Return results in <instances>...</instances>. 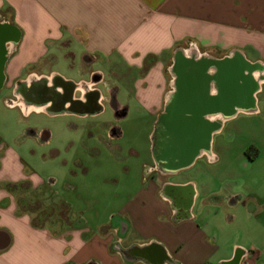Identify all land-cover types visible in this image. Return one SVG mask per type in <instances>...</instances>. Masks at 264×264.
Instances as JSON below:
<instances>
[{"label": "crops", "instance_id": "crops-1", "mask_svg": "<svg viewBox=\"0 0 264 264\" xmlns=\"http://www.w3.org/2000/svg\"><path fill=\"white\" fill-rule=\"evenodd\" d=\"M0 31L6 35L1 51L5 58L0 69V95L6 85L13 87V95L5 96V102L28 74L37 79L58 75L75 82L79 99L86 101L85 93L98 86L92 72H100L105 78L102 69L93 66L113 61L124 66L120 84L104 79L107 88L99 100L102 110L80 113L69 110L71 103H66L62 112L50 113L45 106L31 104L43 108L22 109L27 117L46 112L87 119L110 109L112 118L95 122V126L116 140L125 133L121 123L130 116L133 99L148 110L156 127L157 114L178 90L173 69L176 55L188 57L192 52L219 59L241 55L258 66L251 72L256 85L251 91L253 107H236L229 116L222 112L209 115L211 120H220L217 130L241 112L261 110L264 0H0ZM188 42L194 46H187ZM60 48L68 49L63 54L65 59L80 58L78 79L53 69L61 57L55 49ZM201 48L209 50L203 52ZM45 67L50 68L48 72ZM218 93L212 83L210 94ZM15 100L20 101L18 95ZM125 110L127 114L121 116ZM0 133V242L8 243L0 248V264H264V242L230 244L218 240L219 234L226 236L227 226L238 223L243 205L251 203L220 190L209 192L206 183L195 179L181 176L170 180L191 169L196 159L186 168L165 175L158 167L154 139L151 176H143L139 187L129 193L93 189L79 193L77 197L88 202L79 210L74 198L61 189L69 182L66 178L96 176L100 170L105 181L119 183L113 176L121 172L108 170L109 163L102 158L107 153L127 175L140 157L134 148L126 150L117 143L93 147L88 150L92 159L88 162L79 155L71 156L63 161L61 181V176L54 178L45 169L39 173L33 159L20 156ZM25 136L46 146L54 132L30 125ZM124 151L131 158H126ZM168 188L172 190L167 192ZM123 197L118 208L98 207L103 200ZM214 216L216 221H212ZM235 227L247 232L239 224ZM259 229L255 230L257 237L261 236Z\"/></svg>", "mask_w": 264, "mask_h": 264}, {"label": "rangeland", "instance_id": "rangeland-1", "mask_svg": "<svg viewBox=\"0 0 264 264\" xmlns=\"http://www.w3.org/2000/svg\"><path fill=\"white\" fill-rule=\"evenodd\" d=\"M193 43L188 42L186 45L190 46ZM206 50L209 49L204 48V51ZM55 51L61 57L52 66L53 69L78 79L77 67L80 58L68 57V59H65L66 57H63V54L67 53L68 49L66 48L55 49ZM251 57H254V55H251ZM113 63L93 67L102 69L107 82L118 85L121 82L124 66L117 65L114 61ZM49 69V67H45L47 72ZM42 72H38V74ZM99 88L105 92L107 87L102 84ZM9 94L13 95V87L6 85L0 95V132L4 134L8 144L18 149H16V152L20 156L33 159L32 161L37 165L39 173H42L45 169L54 178L61 176L62 181L64 160L79 155V158L85 162L92 161L91 153L88 150L107 144H121L126 150L132 147L139 153L140 157L135 159L137 163L127 175L126 171L124 169L122 171L121 166L113 163L105 153L106 155L102 159L109 163L107 169L114 170L113 173L121 172V174L113 176L119 179V183L105 181V177L100 170L95 172L96 176L90 175L87 177L78 174L75 178L67 177L66 181L69 182H65L63 188L61 185V189L66 195L74 198L77 209H85L86 203H88L87 200L77 197L79 193L91 189L130 192L136 186L139 187L143 176L149 177L152 175L151 166L155 163V159L152 157L155 126L148 110L136 100L131 99L130 116L121 123L125 130L124 135L116 140H111L105 130L95 126V122L100 123L112 118L110 109L102 112L98 117L87 119L74 114L51 115L46 112L41 114L35 112L27 117L22 108L16 105L11 108L5 102V96ZM260 98V111L241 112L229 118L226 124L224 122L221 129L213 133L210 151L199 155L191 169H185L179 175L170 178L171 181L178 180L181 176L195 179L206 183L210 187L209 192L216 194V191L220 190L221 193L233 194L235 199L241 197L244 198L245 202L251 203L250 206L247 203L243 205L238 223L227 226L225 237H221V234H219V241L230 244L232 242H252L253 240L264 242L262 231L264 230L262 227L264 225V93L260 94ZM136 117L140 118V121ZM30 125L52 129L54 136L51 142L43 146L27 138L25 132ZM89 125H93V127H89ZM73 142L75 143L72 144ZM68 148L69 151H67ZM52 149L59 150V155L56 154V151L52 152ZM34 151L36 153L31 157L30 155ZM123 155L126 158H131L128 151H124ZM121 165L124 166L125 164L121 163ZM74 170L77 171V169ZM128 177L130 180H128ZM106 178H110V176L108 175ZM123 201L124 197L115 200H103L98 207L100 206L103 209L118 208ZM216 218L214 216L212 221H216ZM238 224L247 232L244 233L243 230H238V227H235ZM256 229H259L258 232L261 233V236H256ZM211 235L213 238L217 237L215 233Z\"/></svg>", "mask_w": 264, "mask_h": 264}, {"label": "water", "instance_id": "water-1", "mask_svg": "<svg viewBox=\"0 0 264 264\" xmlns=\"http://www.w3.org/2000/svg\"><path fill=\"white\" fill-rule=\"evenodd\" d=\"M4 58H0V69ZM254 68L256 66L241 55L223 59L203 57L199 60L181 54L178 56L175 69L178 90L170 96L167 111L159 121L156 160L162 170L177 172L203 152L210 151L217 124L209 123L205 114L222 112L224 116H229L236 107H253L251 91L256 85L251 79V72ZM210 69L216 72L211 74ZM212 83L219 90L217 96L210 94ZM66 103L71 102L66 99L63 105ZM126 114L125 110L120 115ZM7 245V242H0L1 249Z\"/></svg>", "mask_w": 264, "mask_h": 264}, {"label": "flooded vegetation", "instance_id": "flooded-vegetation-1", "mask_svg": "<svg viewBox=\"0 0 264 264\" xmlns=\"http://www.w3.org/2000/svg\"><path fill=\"white\" fill-rule=\"evenodd\" d=\"M2 31H0V58H1V51H3V39L6 37ZM184 56L183 54H181ZM198 54L196 52H192L188 58L190 59H196L198 58L202 59L203 57H206V55L197 56ZM178 54L176 55L173 69L176 73L175 69L178 64ZM185 57V56H184ZM198 57V58H197ZM177 81H178V75ZM104 76L97 71L92 72V80L94 82V85H98L97 87L94 86V88L88 92L85 93L86 101H81L79 99L80 92L77 93V90L79 88L78 84L71 81H65L62 77L55 75L52 79H49L47 76H41L39 79H37L35 76L28 74L26 79L19 80V82L16 85L15 88V94L12 96V98H8L7 103L9 102L10 105L12 100H15L16 96H19V99H21L22 102L26 104H36L45 106L46 110L50 113H58L62 112L64 109V100L68 99L71 102V105L69 106V110L75 111V112H98L102 110V106L99 103V100L102 96V89L99 88L100 85L103 84ZM104 85V84H103ZM80 88L82 89L83 86ZM168 103L164 106V109L157 114L156 119V127L154 131V139L156 144V149L158 148L157 145V139H158V131H159V121L162 117V115L167 111ZM18 106V105H16ZM219 112H210L208 114H205V119L212 124H217V127L213 130L216 131L219 127V119L211 120L208 118L209 115H216ZM157 151V150H156ZM201 155V154H200ZM160 171L163 172L165 175L172 174L173 172H166L161 169V166H158ZM172 189L168 188L167 192H170Z\"/></svg>", "mask_w": 264, "mask_h": 264}, {"label": "bare ground", "instance_id": "bare-ground-1", "mask_svg": "<svg viewBox=\"0 0 264 264\" xmlns=\"http://www.w3.org/2000/svg\"><path fill=\"white\" fill-rule=\"evenodd\" d=\"M11 104H13L14 106L15 105H19L22 107V109L25 111V112H28L29 110H32V109H42L41 107H36V106H32L31 104H26L24 102H22L21 100L17 102V100H12L11 101Z\"/></svg>", "mask_w": 264, "mask_h": 264}, {"label": "built area", "instance_id": "built-area-1", "mask_svg": "<svg viewBox=\"0 0 264 264\" xmlns=\"http://www.w3.org/2000/svg\"><path fill=\"white\" fill-rule=\"evenodd\" d=\"M8 105H9V106H12V105H10L9 103H8Z\"/></svg>", "mask_w": 264, "mask_h": 264}, {"label": "trees", "instance_id": "trees-1", "mask_svg": "<svg viewBox=\"0 0 264 264\" xmlns=\"http://www.w3.org/2000/svg\"><path fill=\"white\" fill-rule=\"evenodd\" d=\"M215 59H219V58H215ZM256 67H258V66H256Z\"/></svg>", "mask_w": 264, "mask_h": 264}]
</instances>
